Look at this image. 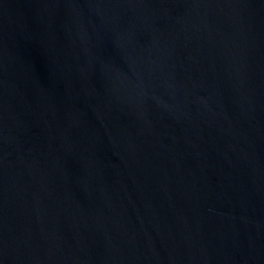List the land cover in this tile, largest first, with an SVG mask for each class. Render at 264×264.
Returning <instances> with one entry per match:
<instances>
[{
    "label": "water",
    "instance_id": "95a60500",
    "mask_svg": "<svg viewBox=\"0 0 264 264\" xmlns=\"http://www.w3.org/2000/svg\"><path fill=\"white\" fill-rule=\"evenodd\" d=\"M0 264H264V0H0Z\"/></svg>",
    "mask_w": 264,
    "mask_h": 264
}]
</instances>
